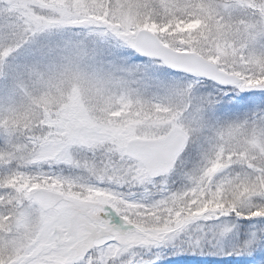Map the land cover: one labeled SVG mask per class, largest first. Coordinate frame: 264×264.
<instances>
[{"label":"snow or ice","instance_id":"snow-or-ice-1","mask_svg":"<svg viewBox=\"0 0 264 264\" xmlns=\"http://www.w3.org/2000/svg\"><path fill=\"white\" fill-rule=\"evenodd\" d=\"M0 264H264V0H0Z\"/></svg>","mask_w":264,"mask_h":264}]
</instances>
